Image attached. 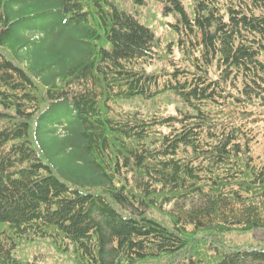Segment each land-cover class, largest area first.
<instances>
[{"label": "trees", "instance_id": "1", "mask_svg": "<svg viewBox=\"0 0 264 264\" xmlns=\"http://www.w3.org/2000/svg\"><path fill=\"white\" fill-rule=\"evenodd\" d=\"M118 1L0 0V264L34 242L71 264H264V0H155L179 52L158 72L148 0ZM165 94L175 114L114 108Z\"/></svg>", "mask_w": 264, "mask_h": 264}, {"label": "rangeland", "instance_id": "2", "mask_svg": "<svg viewBox=\"0 0 264 264\" xmlns=\"http://www.w3.org/2000/svg\"><path fill=\"white\" fill-rule=\"evenodd\" d=\"M185 5H189L190 0H183ZM118 5L121 8L130 9L129 2L120 0ZM140 14L142 20L146 21L154 30L155 36L158 40V53L159 59H157L148 69L149 72H158L166 68L165 63L172 57L179 58V52L176 50V36L173 34L167 23L171 22L170 18H164L160 14V5L155 0H148L147 6L137 11ZM73 39V35L71 36ZM70 45L73 43L69 41ZM169 46L173 55L170 56ZM116 112L125 113H142L147 114L151 110H157L160 108V112L164 114H175L177 109L182 108L180 100L172 94L161 95L150 102L143 101L141 99H133L130 101H119L114 104ZM59 113V115H63ZM260 128L261 134L258 137L259 145L256 149L257 154L264 155V122H257ZM57 128L49 127V130H56ZM44 129L41 130L39 139L44 144L43 157L62 167L65 171L70 172L73 159L70 158L67 153L60 152V146L52 136L44 134ZM64 131L58 132L60 136L64 135ZM257 238L264 239V234L257 233ZM17 259L19 262L25 264L29 260L43 261V264H71L70 258L63 254H59L55 247H52L49 243L34 242L22 246L18 250Z\"/></svg>", "mask_w": 264, "mask_h": 264}]
</instances>
